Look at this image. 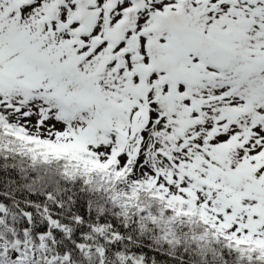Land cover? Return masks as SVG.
Segmentation results:
<instances>
[{
  "label": "snow or ice",
  "instance_id": "obj_1",
  "mask_svg": "<svg viewBox=\"0 0 264 264\" xmlns=\"http://www.w3.org/2000/svg\"><path fill=\"white\" fill-rule=\"evenodd\" d=\"M0 264H264V0H0Z\"/></svg>",
  "mask_w": 264,
  "mask_h": 264
}]
</instances>
